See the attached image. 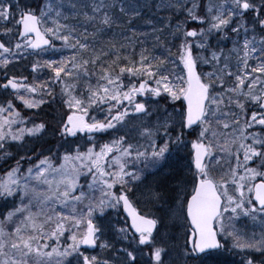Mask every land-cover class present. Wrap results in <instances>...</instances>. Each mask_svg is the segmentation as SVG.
Wrapping results in <instances>:
<instances>
[{
    "label": "snow or ice",
    "instance_id": "1",
    "mask_svg": "<svg viewBox=\"0 0 264 264\" xmlns=\"http://www.w3.org/2000/svg\"><path fill=\"white\" fill-rule=\"evenodd\" d=\"M0 161V264H264V0H0Z\"/></svg>",
    "mask_w": 264,
    "mask_h": 264
},
{
    "label": "trees",
    "instance_id": "2",
    "mask_svg": "<svg viewBox=\"0 0 264 264\" xmlns=\"http://www.w3.org/2000/svg\"><path fill=\"white\" fill-rule=\"evenodd\" d=\"M28 2L35 4L37 2V0H28ZM142 23V22H141ZM59 43V42H57ZM230 46V45H229ZM52 55V58H59L58 55H54V54H50ZM45 58H48L47 56ZM34 58L33 57H29L28 60H21L20 61V65H21V72L17 73V75H23V76H28L31 79V62ZM41 78H44L43 76H41ZM25 115H31L30 112H28V110H26ZM107 137H103L102 139H106ZM100 141V140H99ZM42 143V142H40ZM28 147H31V144L27 145ZM47 145H45L46 147ZM14 153L15 152H20L22 153L19 149H15L14 147L11 149ZM7 165L3 162L0 161V169L5 168ZM27 165H25L26 167ZM237 227H239L241 230L246 231L249 235L252 234V232H259V226L258 225H254L250 220L248 219H241L238 224ZM228 258H230V260H227L229 262V264H235L236 261L239 260V256H229Z\"/></svg>",
    "mask_w": 264,
    "mask_h": 264
},
{
    "label": "rangeland",
    "instance_id": "3",
    "mask_svg": "<svg viewBox=\"0 0 264 264\" xmlns=\"http://www.w3.org/2000/svg\"><path fill=\"white\" fill-rule=\"evenodd\" d=\"M55 56L56 55H58V54H54ZM21 65H20V62L19 63H17V64H15L13 67H11V69H10V72L11 73H14V74H17V73H20L21 72ZM25 113H26V110H25ZM95 115H97V116H100L101 118H102V113H100V112H96V113H94ZM108 138V137H107ZM106 138V139H107ZM100 141V143H103L104 142V139H102V138H98ZM28 147V146H27ZM14 148H16V147H14ZM17 149V148H16ZM22 151H24V149H22ZM114 219H115V217H113ZM241 219H247V218H241ZM117 246H119V243L117 244Z\"/></svg>",
    "mask_w": 264,
    "mask_h": 264
},
{
    "label": "bare ground",
    "instance_id": "4",
    "mask_svg": "<svg viewBox=\"0 0 264 264\" xmlns=\"http://www.w3.org/2000/svg\"><path fill=\"white\" fill-rule=\"evenodd\" d=\"M226 259H227V260H230V258H228V257H227Z\"/></svg>",
    "mask_w": 264,
    "mask_h": 264
}]
</instances>
